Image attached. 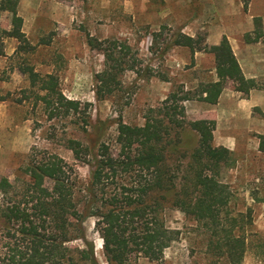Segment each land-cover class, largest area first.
<instances>
[{
	"label": "rangeland",
	"instance_id": "1",
	"mask_svg": "<svg viewBox=\"0 0 264 264\" xmlns=\"http://www.w3.org/2000/svg\"><path fill=\"white\" fill-rule=\"evenodd\" d=\"M179 1L34 0L33 16L24 20L22 28L29 48L15 54L19 42L6 38L0 56V179L12 181L31 159L56 155L73 168L81 207L89 171L73 159L67 148L69 139L92 144V126L103 123L100 140L113 143L119 122L142 125L146 118L160 115L169 95L176 98L172 105L183 107L185 120H197L191 105L203 102L200 91L212 82L208 73L212 62L195 66V52L171 42L177 33L205 38L208 19L194 22L188 0ZM28 12L25 4L20 13ZM0 26H7L5 14H0ZM106 61L121 68L109 89L98 93L95 75ZM20 63L40 76H55L61 96L78 101L80 111L86 108V133L78 116L57 112L48 120L27 76L18 71ZM184 96L188 100H179ZM225 134L236 135L235 145L230 146L232 161L220 174L230 193L225 219L233 218L240 233L243 229L246 252L240 264H264V154L257 151V136L242 130H217L213 145ZM195 142L194 137L189 150ZM180 161L176 155L169 160L176 175ZM159 217L175 233L174 240L158 259L133 253L130 264H224L209 253L204 228L191 218L167 202ZM94 222V218L84 220V234L94 244L98 264H107Z\"/></svg>",
	"mask_w": 264,
	"mask_h": 264
},
{
	"label": "trees",
	"instance_id": "2",
	"mask_svg": "<svg viewBox=\"0 0 264 264\" xmlns=\"http://www.w3.org/2000/svg\"><path fill=\"white\" fill-rule=\"evenodd\" d=\"M19 1L0 0V14L7 19V26H0V56L5 38L19 42L15 54L29 48L17 14ZM171 44L191 53L213 55L217 81L202 86L201 101L215 104L229 81L244 95L256 88L253 80L243 77L225 38L208 47L202 35L177 33ZM120 68L104 62L103 70L95 75L98 93L109 89ZM18 71L27 76L34 99L44 105L48 120L57 112L78 116L86 133V108L80 111L78 101L61 96L55 76H40L25 63H20ZM173 102L175 96L169 95L160 115L146 118L142 125L119 122L113 143L100 140L103 123L92 126V144L67 141L73 159L89 171L81 207L73 168L56 155L31 159L12 181L0 179V264H98L94 244L84 234L87 218L95 219L107 264H130L133 253L158 259L175 238L159 217L166 202L204 228L207 250L217 261L240 264L246 239L243 229L242 233L235 229L233 218L225 219L230 193L220 180L232 153L213 145L214 120L187 121L183 107ZM194 137L195 146L189 150ZM257 150L264 154L263 136ZM175 155L181 159L179 175L169 165Z\"/></svg>",
	"mask_w": 264,
	"mask_h": 264
},
{
	"label": "crops",
	"instance_id": "3",
	"mask_svg": "<svg viewBox=\"0 0 264 264\" xmlns=\"http://www.w3.org/2000/svg\"><path fill=\"white\" fill-rule=\"evenodd\" d=\"M32 2L34 0H20L18 3L17 14L22 19V28L24 20L33 16ZM188 2L190 17L194 22L198 19H208L205 26V44L208 47L217 46L222 38H225L243 77L253 80L257 85L244 95L235 91L233 83L229 81L227 82L229 87L223 88L215 104L194 102L191 105V113L196 119L215 121L212 133L214 142L216 131L219 129L254 133L259 142V137H264V0H188ZM25 4L29 14L21 15L20 10ZM192 26L196 31L197 23ZM205 61L212 62L208 73L212 82H216L213 55L195 52V66H200ZM235 143L236 135L225 134L221 136V141L216 143V146L231 151L230 146H234Z\"/></svg>",
	"mask_w": 264,
	"mask_h": 264
}]
</instances>
